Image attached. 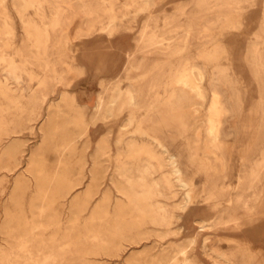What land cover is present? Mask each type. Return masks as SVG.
Wrapping results in <instances>:
<instances>
[{"label":"rangeland","instance_id":"rangeland-1","mask_svg":"<svg viewBox=\"0 0 264 264\" xmlns=\"http://www.w3.org/2000/svg\"><path fill=\"white\" fill-rule=\"evenodd\" d=\"M263 32L264 0H0V264H264Z\"/></svg>","mask_w":264,"mask_h":264},{"label":"bare ground","instance_id":"bare-ground-1","mask_svg":"<svg viewBox=\"0 0 264 264\" xmlns=\"http://www.w3.org/2000/svg\"><path fill=\"white\" fill-rule=\"evenodd\" d=\"M63 23H64V21H63ZM176 25L177 24L172 25V24H170V22H166V25H164V26H166L167 28L165 29V31L163 33L160 34V36L164 38L163 42H165L166 44L164 46H160V47L156 46V47L149 48L148 51L147 50L143 51L144 56L139 60V62H137V63L133 62L132 56L129 55V60H128L129 62L128 63L130 64V66L132 68L133 67L134 68H141V67H144V66L148 67L147 68V70H148L147 74L145 75V77H146L145 79L148 80V82L145 84L144 87L147 88V90H149V91H150V89H158V87H162L165 84H164V82H162V73H160L161 70H160L159 62H157L156 60L148 61V57H149L150 54H153L154 52H157V53H160V54H163V55H166V54L168 55L173 50H175L178 46H180L178 41L181 42L183 40L182 39L183 36L182 37L180 36V38H179V35L176 32V31H178ZM181 26H184V25H181ZM181 26H180V29H181ZM186 27H187V25H186ZM115 29L116 28H114V30ZM114 30H112V31H114ZM187 32L189 34L193 33L192 26L187 29ZM161 42L154 41V42L151 43V46L154 45V44L157 45L158 43H161ZM145 63H148V64H145ZM125 69H129V67H127ZM188 74H189L188 72H183L182 75H181V78L176 80L178 83H180L182 85H185V86H183V87H175L174 86L173 91L171 92L172 93L171 102H172L173 106L176 109H184V107H188V108L194 109V106L197 104L198 99H200V97H202L201 93H199L198 95H195V94H193L191 92L190 89H191V87H193L192 86L193 83H192L191 80L188 81V79H187V75ZM173 81L174 80L170 79V80H168V83L172 84ZM195 81L196 80H194L193 82H195ZM190 83H192V85ZM195 83H197V82H195ZM228 83H229V80H228V77L226 75H224L223 73H216V77L214 78V80H213V82L211 84V87H210V91L213 93V96L215 98L214 102L211 105V109H212L213 113L215 114V116H219L221 114L234 115L237 112V108H236L237 107V102H236L237 97L235 96V92L230 88ZM199 84H200V82H199ZM134 86L136 87L135 84H133L132 87H131V90H130L131 94L134 92V90H136L134 88ZM135 99H136V96L135 95H131V100L133 101V103L136 102ZM151 102H155V101L153 100ZM146 111H147V115H148L147 119H146L147 120L146 122L151 124L150 121L152 120V117H151L152 115L149 114V113H151V109L150 108H146ZM194 111L197 112L196 109H194ZM160 115L161 114H159V116ZM194 118H197V116H194ZM215 120H216V118H215ZM223 120H224V118H223ZM212 121H214V120H212ZM223 123H224V121H223ZM150 132L155 134V135H157V136H159V137L162 135L161 133H156V131L154 129H152V128H151ZM211 132L213 133L215 138L218 137L219 134L215 133L213 130H211ZM221 133H223V132H220V135H221ZM222 137L224 138V134H222ZM171 149H173V148H171ZM171 149H170V147H169V149L167 148V152H169ZM174 157L175 158H180L182 163H184V164L189 162L186 155L185 156H183L181 154H179V155H171V158H173V160H175L174 162H176L178 160L175 159Z\"/></svg>","mask_w":264,"mask_h":264}]
</instances>
